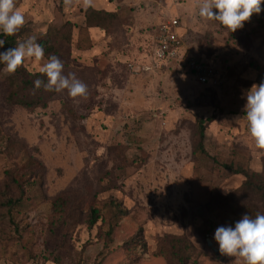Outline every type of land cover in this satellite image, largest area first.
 Here are the masks:
<instances>
[{
  "label": "rangeland",
  "instance_id": "1",
  "mask_svg": "<svg viewBox=\"0 0 264 264\" xmlns=\"http://www.w3.org/2000/svg\"><path fill=\"white\" fill-rule=\"evenodd\" d=\"M15 2L36 35L67 21L75 26L69 60L65 52L58 58L89 96L74 101L65 90L47 107L15 106L0 74V189L8 173L22 180L43 173L42 189L26 188L32 199L14 220L0 216V264H169L158 254L179 237L195 248L198 264H234L218 252L214 233L234 227L248 203L261 206L239 191L245 178L222 164L264 175V154L244 117L248 91L264 82V4L230 32L200 18L198 0H95V9L119 17L105 31L85 28L81 0ZM171 19L188 53L212 64L220 85L197 83L178 62L154 65L156 32ZM45 62L24 66L38 73ZM139 64L148 71L129 68ZM200 119L211 120L208 156L194 154ZM61 195L67 218L52 211ZM109 199L129 214L106 247L107 228L86 221L90 207ZM139 232L146 247L128 252L126 242Z\"/></svg>",
  "mask_w": 264,
  "mask_h": 264
},
{
  "label": "trees",
  "instance_id": "2",
  "mask_svg": "<svg viewBox=\"0 0 264 264\" xmlns=\"http://www.w3.org/2000/svg\"><path fill=\"white\" fill-rule=\"evenodd\" d=\"M85 28L109 31L112 29L119 17L117 13L106 10H97L95 8H88L84 11ZM75 26L67 21L60 27H49L46 33L34 34L33 31L27 27L15 36H4L0 33V39L5 40L4 48H0V52L9 47L17 46L19 41H22L29 36H35L37 42L41 44L45 50V58L48 59L50 55L59 57L62 53H66V59L70 57L69 48L73 42V29ZM68 56V57H67ZM65 57V56H64ZM4 64L0 63V74L3 72ZM41 79L46 82L47 78L41 73H30L24 64L16 71L14 75L8 76V83L11 88L8 101L11 105L22 106L25 108L47 107L59 93L48 92L41 87L35 89L34 81ZM73 114V113H71ZM211 122L200 119L197 122V140L194 146V154L198 156H208L205 148L207 125ZM40 165V164H39ZM223 167L234 174L242 175L245 181L239 191L249 196L261 204L248 203V205L238 214L239 219L247 214L255 217L257 213L264 214V175L258 179H254L248 170L243 168H235L232 165L222 164ZM41 169V165H40ZM7 183H4V190L0 189V216L14 220V213L19 212L18 208H24L26 202L30 201L32 197L28 195L26 188L31 190H41L43 186V173L33 171L25 179H19L13 173H8ZM16 191L17 195H13ZM36 198V197H35ZM26 207V206H25ZM3 211V213H1ZM52 211L59 217L67 218L70 209L68 208L67 200L63 195L52 201ZM129 212L123 208L121 203L114 199H109L103 203L101 208L90 207L86 225L92 229L100 223L107 228L104 233L105 246L108 247L113 242V237L116 233L120 222L128 216ZM70 218V217H69ZM146 247L143 240L142 233L139 232L130 241L126 242L124 248L131 252L135 248ZM195 248L189 243L186 238H174L169 244V249L163 248L158 256L165 257L169 260V264H198V256H195Z\"/></svg>",
  "mask_w": 264,
  "mask_h": 264
},
{
  "label": "clouds",
  "instance_id": "3",
  "mask_svg": "<svg viewBox=\"0 0 264 264\" xmlns=\"http://www.w3.org/2000/svg\"><path fill=\"white\" fill-rule=\"evenodd\" d=\"M71 5L72 0H64ZM264 0H198V16L204 20L217 21L230 32L243 28L254 14L262 11ZM82 7H95V0H81ZM214 9L216 11H214ZM25 14L17 7L15 0H0V33L15 36L26 24ZM5 40L0 39V48ZM45 58V50L35 36L19 41L17 46L0 52V63L4 64L3 73L14 75L25 60L40 63ZM39 73L46 76L34 81L35 89L43 87L45 91L60 93L67 91L70 98L87 100L88 85L77 78L75 73L64 74V64L56 56L50 55L47 62L39 67ZM247 132L255 147L264 154V82L253 84L246 96L244 106ZM214 240L222 256L234 257V264H264V214L255 217L243 215L234 227L220 226L215 230Z\"/></svg>",
  "mask_w": 264,
  "mask_h": 264
},
{
  "label": "built area",
  "instance_id": "4",
  "mask_svg": "<svg viewBox=\"0 0 264 264\" xmlns=\"http://www.w3.org/2000/svg\"><path fill=\"white\" fill-rule=\"evenodd\" d=\"M180 23L177 19H171L161 25L155 36V49L152 60L154 65H165V63L178 62L199 84L220 85L219 77L212 64L205 59L195 57L188 53L184 41L179 33ZM129 68L139 74L148 71L144 64L129 65ZM219 252V248H218Z\"/></svg>",
  "mask_w": 264,
  "mask_h": 264
},
{
  "label": "water",
  "instance_id": "5",
  "mask_svg": "<svg viewBox=\"0 0 264 264\" xmlns=\"http://www.w3.org/2000/svg\"><path fill=\"white\" fill-rule=\"evenodd\" d=\"M209 243H210V245H212V243H211V241H210V240H209ZM214 251H215V252H217V250H216V249H214Z\"/></svg>",
  "mask_w": 264,
  "mask_h": 264
}]
</instances>
